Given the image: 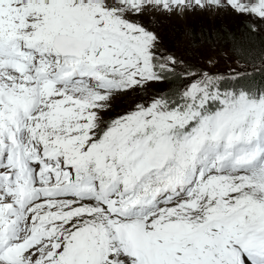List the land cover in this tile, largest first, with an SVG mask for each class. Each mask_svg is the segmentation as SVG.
Here are the masks:
<instances>
[{
    "label": "rangeland",
    "instance_id": "374dc122",
    "mask_svg": "<svg viewBox=\"0 0 264 264\" xmlns=\"http://www.w3.org/2000/svg\"><path fill=\"white\" fill-rule=\"evenodd\" d=\"M15 5L26 11L20 9L17 12ZM2 7L10 11V15L7 19V14H3L6 25L0 34V51L6 54L10 62L0 64V82L7 75L18 79V75L12 72V63L18 65L22 61L32 67L28 69L21 65L18 72L27 79L25 82H18L20 85L35 83L37 79L44 77L53 81L54 76L61 71L58 60L51 52L43 53L44 58H36L35 46L44 48L56 38L66 36L91 39L90 50L84 54V59L100 55L128 77L127 89L110 95L72 87L57 88L55 97L54 92L52 93L44 122L41 118L43 114L38 119L44 125L42 129L48 130L45 139L74 151L79 156L90 157L92 168L99 173L104 172L103 161H111L110 156L123 147L124 144H120V141L127 136L126 130L132 115L140 116L145 113L153 119L152 123L155 125H166L173 121L172 115L164 114L165 108L156 103H145L154 96L149 90L154 84L137 89L142 61L155 57L158 50L168 48L174 67L182 62L179 58L181 54L177 53V45L183 40V36H174L168 31L167 34L164 17L169 16L173 19L172 22L187 25L198 16L211 20L212 16L221 15L228 32L234 29L233 24L245 23L254 34V41L261 42L264 36V0H24L23 3L18 0H0V13ZM235 7L251 11L235 13L231 11ZM79 21L83 27L75 24ZM194 28L195 25L192 26ZM95 30L98 31L97 35ZM240 35L242 34L236 37ZM207 41V46L202 45H206V42L197 46L204 53L215 48L210 44L211 40ZM246 43H249L247 38L231 44L234 48ZM168 67L171 69V66ZM198 67L200 77L206 71L205 73L212 75L217 73L228 81L229 85L221 90V95L227 96L229 103H236L243 109L246 121L253 128L264 126V89L256 86L247 90L238 85L239 80L248 74L244 73L245 67L237 61L231 50L223 52L221 57H211V60L202 62ZM218 86L222 88L221 85ZM182 91H190V88L184 85ZM235 106L240 117V107ZM143 108L147 111L140 110ZM211 109L207 113H211ZM185 136L181 130L179 143L173 145L171 142L166 145L172 156L183 157L180 148H185ZM177 151L180 156H176ZM161 163L164 165L159 170L171 169L169 163ZM152 166L155 167L154 164ZM136 171L137 168L132 170ZM122 173L125 176L126 171ZM164 173L170 178L182 177L184 174L179 169ZM148 174L153 175V172ZM187 176L189 175L185 173L184 177ZM115 178L119 181L127 180ZM153 180L157 181L155 178ZM200 185L206 197L194 217H182L181 211L188 209L184 201H176L163 207L154 222L136 225L142 236L136 239L137 246L144 250L149 246L151 251L154 250L151 237L145 236V233L165 228L167 230L163 235L154 236L158 243L166 240L167 245H177L187 233L201 235V239L185 250L184 257L176 251L175 258L167 251L161 255L170 259H155L152 264H264V160L250 170L226 172L205 178ZM124 192L128 200L135 195L126 186ZM92 209L85 202L73 204L65 198L47 200L39 205L37 212L59 213L51 224L56 227L55 238L59 239L63 248L57 253V257L64 261L76 250L77 264H145L132 255L134 250L116 232L115 224L118 222L92 212ZM216 214L236 216L238 223L229 226L227 230L230 236L240 235V226L243 231L248 230L238 239L239 242L243 241L242 249L234 247L229 238L217 230L205 227L204 221ZM244 249H247L246 253ZM179 258L182 260L179 261Z\"/></svg>",
    "mask_w": 264,
    "mask_h": 264
},
{
    "label": "trees",
    "instance_id": "16d2710c",
    "mask_svg": "<svg viewBox=\"0 0 264 264\" xmlns=\"http://www.w3.org/2000/svg\"><path fill=\"white\" fill-rule=\"evenodd\" d=\"M231 11L235 13H248L251 10L235 7L232 8ZM212 17L210 20L198 16L192 20L193 22L191 24L187 25L172 22L173 19L169 16L163 18L165 32L167 34L169 32L174 36H183V40L181 39L182 41L177 45V53L181 54L179 58L182 60V62L178 63L179 70L181 71L183 69L186 72L187 70H192L191 68L193 67L199 68L198 66L202 62L211 60V57H221L223 52L231 50L234 57L237 58V61L245 67L244 73L248 74L239 80L238 85L247 90L254 89L256 86L264 89V36H262L261 42L254 41V34L250 32V28L247 24L240 23L239 20L238 23H240V25L233 24L234 29L228 32L226 26L223 24L224 21H222L221 15ZM218 18H220V20ZM216 21H218L219 24H217ZM220 21L222 22L220 23ZM194 25L196 28L192 29ZM207 27H209L211 34H209V29H207ZM186 34L189 36L186 37ZM239 34L242 35L236 37ZM245 38H247L249 43L244 44V46L232 47L235 42L242 41ZM207 40H211L212 42H210V44L215 47L214 50L207 52L209 55L202 52L197 47L202 42H206V45H202L207 46ZM208 50H211V48ZM173 54L175 55V53ZM149 60L150 61L144 63L143 66L159 74L161 80L164 81L154 83V86L149 88L151 94L154 95L150 99L156 98L158 94L162 93L166 100L165 102L170 105L173 104L180 99L178 91L186 80L183 79L182 74H171V71L167 69L168 65L174 68V63L171 61L168 48L158 50L156 56ZM223 82L224 86H222L221 90L226 89L229 85L228 81L224 80ZM145 86L146 85L143 87Z\"/></svg>",
    "mask_w": 264,
    "mask_h": 264
},
{
    "label": "bare ground",
    "instance_id": "6f19581e",
    "mask_svg": "<svg viewBox=\"0 0 264 264\" xmlns=\"http://www.w3.org/2000/svg\"><path fill=\"white\" fill-rule=\"evenodd\" d=\"M64 40L63 39H60V41H58V43H59V45L58 46H60V47H62L63 45H64ZM170 126H171V123L170 124H166V125H162V130L164 131V132H168L170 129ZM162 166L164 165L163 163H161V161L159 162ZM161 166V167H162ZM117 175L118 176H121L122 174L121 173H117ZM121 179H125V176L123 175L122 177H121ZM124 187H125V183H124V181H120L119 182V188H120V190H121V192L125 195V192H124Z\"/></svg>",
    "mask_w": 264,
    "mask_h": 264
},
{
    "label": "water",
    "instance_id": "95a60500",
    "mask_svg": "<svg viewBox=\"0 0 264 264\" xmlns=\"http://www.w3.org/2000/svg\"><path fill=\"white\" fill-rule=\"evenodd\" d=\"M60 39H62V38H58V39H56L57 41L54 42V45H55V46L59 45L58 41H60Z\"/></svg>",
    "mask_w": 264,
    "mask_h": 264
}]
</instances>
